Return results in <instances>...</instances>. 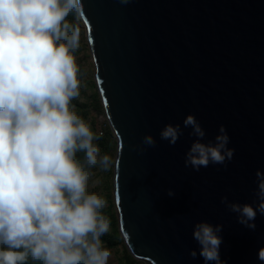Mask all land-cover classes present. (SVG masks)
Segmentation results:
<instances>
[{
	"label": "water",
	"instance_id": "1",
	"mask_svg": "<svg viewBox=\"0 0 264 264\" xmlns=\"http://www.w3.org/2000/svg\"><path fill=\"white\" fill-rule=\"evenodd\" d=\"M94 79L114 136V193L120 232L148 264H204L193 239L201 221L222 225L225 264H262L264 215L237 222L221 198L258 203L264 172V0H82ZM192 114L213 141L224 125L231 161L185 167L196 137ZM180 124L175 145L160 138ZM146 134L156 144L134 149ZM172 190L174 195L169 196ZM195 249L193 259L189 252Z\"/></svg>",
	"mask_w": 264,
	"mask_h": 264
},
{
	"label": "clouds",
	"instance_id": "2",
	"mask_svg": "<svg viewBox=\"0 0 264 264\" xmlns=\"http://www.w3.org/2000/svg\"><path fill=\"white\" fill-rule=\"evenodd\" d=\"M83 8L82 0H0V264H108L112 255L101 240L111 230L108 201L90 186L93 170L110 171L113 158L102 153L100 134L72 103L85 78L77 62ZM183 126L196 137L185 167L199 171L232 160L235 149L228 147L224 125L206 143L194 115ZM181 135L180 124L160 131L170 145ZM155 144L146 134L134 149L142 153ZM255 175V207L221 198L237 222L253 231L257 214L264 215V172ZM222 227L194 225L204 264H225ZM189 255L195 259L197 251ZM257 258L264 264V247Z\"/></svg>",
	"mask_w": 264,
	"mask_h": 264
},
{
	"label": "rangeland",
	"instance_id": "3",
	"mask_svg": "<svg viewBox=\"0 0 264 264\" xmlns=\"http://www.w3.org/2000/svg\"><path fill=\"white\" fill-rule=\"evenodd\" d=\"M71 20L72 17H69ZM81 27V47L79 52L77 53V62L85 71L84 78V86L81 88L80 97L73 100L72 103L76 105V110L81 115V112H88L90 110V114L87 118H85L92 126V130L100 134L108 132L111 130L107 117L105 115L104 109L98 110L97 108H93L94 105L101 103L99 97L95 98V93L98 92L96 87L94 74H95V65L90 52L86 28L84 25ZM95 83V84H94ZM100 106V105H99ZM82 116V115H81ZM112 131V130H111ZM113 133V132H112ZM112 150L109 147H112ZM117 139L113 134V139L109 141L108 147L105 148V153L113 156V167L108 172H101L99 170H93L95 172V176L93 177V183L90 186V191H96L98 193H102V188L106 189L105 198L108 201V206L105 209V214L109 216L111 219V230L109 234H114L117 230L119 233V238L122 239L123 244H125L123 237L120 232V220L117 212V207L115 203V193H114V165L117 156ZM117 216V222L113 223V217ZM126 246V245H125ZM123 247L120 245L118 248L113 250L112 255L108 261V264H122L121 259L123 258ZM139 261V260H138ZM140 264H148L143 261H139Z\"/></svg>",
	"mask_w": 264,
	"mask_h": 264
},
{
	"label": "trees",
	"instance_id": "4",
	"mask_svg": "<svg viewBox=\"0 0 264 264\" xmlns=\"http://www.w3.org/2000/svg\"><path fill=\"white\" fill-rule=\"evenodd\" d=\"M82 25H83V23L81 22L80 26H82ZM96 97L100 98L98 92L95 93V98ZM101 107L103 108L102 103H98V104L93 106V108H97L98 110H102ZM89 111L90 110H88V112L87 111L86 112H81L82 117L83 118H87L89 116V114H90ZM100 136H101V138L98 141V143H99V146H100V148L102 150V153H105V148L108 147L109 141H111L113 139V133H112L111 130H109L108 132L103 133V135H100ZM112 148H113V146L109 147L110 150H112ZM111 157L113 158V156H111ZM101 192H102L101 195L105 196L106 189L102 188ZM114 221L117 222V216H115V215L113 217V223L115 224ZM101 240L103 241L104 246L109 248L111 250V252H113V250L118 248L120 245L123 247L124 256L121 259L122 264H140V262L137 259H135L133 257V255L129 252V250L127 249L125 244H123L122 239L119 238V233H118L117 230L114 232V234H109L108 233V234L103 235L101 237Z\"/></svg>",
	"mask_w": 264,
	"mask_h": 264
},
{
	"label": "built area",
	"instance_id": "5",
	"mask_svg": "<svg viewBox=\"0 0 264 264\" xmlns=\"http://www.w3.org/2000/svg\"><path fill=\"white\" fill-rule=\"evenodd\" d=\"M100 135H103V132L102 131L100 132Z\"/></svg>",
	"mask_w": 264,
	"mask_h": 264
}]
</instances>
